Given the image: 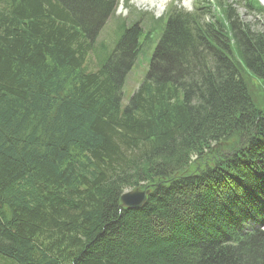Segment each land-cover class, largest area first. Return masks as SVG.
Listing matches in <instances>:
<instances>
[{
	"label": "trees",
	"instance_id": "trees-1",
	"mask_svg": "<svg viewBox=\"0 0 264 264\" xmlns=\"http://www.w3.org/2000/svg\"><path fill=\"white\" fill-rule=\"evenodd\" d=\"M115 7L0 0V260L264 264V30L204 0L99 51Z\"/></svg>",
	"mask_w": 264,
	"mask_h": 264
},
{
	"label": "rangeland",
	"instance_id": "rangeland-1",
	"mask_svg": "<svg viewBox=\"0 0 264 264\" xmlns=\"http://www.w3.org/2000/svg\"><path fill=\"white\" fill-rule=\"evenodd\" d=\"M142 1L143 0H128V4L136 11L141 12V13H147V15L154 16L156 18L161 17L164 14L167 6L170 5V3L172 2V0H166V3H164L163 5H160L162 0H144L143 2ZM230 2L234 4L233 0H230ZM171 4L177 5L179 8L184 9L185 11H191L195 4V0H174L173 3ZM238 10H239V13L237 14H238L239 23L249 24L252 29L257 30V31L264 30V16H260L256 13H251L248 10L243 9L240 6H238ZM130 15L131 14L125 8L124 4H120V6L117 8V11H116V17L111 18L108 22V25H106V27L101 31L100 39L102 41L104 40L111 41L115 36V33L112 31L113 28L119 24V20L125 19L129 21ZM148 18L151 20V17H148ZM142 20H145V18H142ZM109 44H106L107 47L108 48L112 47L111 43ZM150 54H151V51H148L146 56L141 58L140 61H136L135 67L128 74L126 81L124 83V88H123V92H124L123 99H122L123 105L124 103L128 102L135 88L139 85L142 78L144 77L145 72L147 71V67L149 66V55ZM0 264H4V262L0 260Z\"/></svg>",
	"mask_w": 264,
	"mask_h": 264
},
{
	"label": "water",
	"instance_id": "water-1",
	"mask_svg": "<svg viewBox=\"0 0 264 264\" xmlns=\"http://www.w3.org/2000/svg\"><path fill=\"white\" fill-rule=\"evenodd\" d=\"M150 190L134 188L130 192L120 196V200L128 209L141 208L146 202Z\"/></svg>",
	"mask_w": 264,
	"mask_h": 264
},
{
	"label": "bare ground",
	"instance_id": "bare-ground-1",
	"mask_svg": "<svg viewBox=\"0 0 264 264\" xmlns=\"http://www.w3.org/2000/svg\"><path fill=\"white\" fill-rule=\"evenodd\" d=\"M143 1H144V0H143ZM143 1H142V2H143ZM149 2H151V1H149ZM165 2H166V0H162L160 5H163ZM152 6H153V5H152ZM135 188H139V189H141L140 187H135ZM132 189H134V188H132ZM132 189H128V190L124 191V192L121 194V196H122L123 194H126V193L130 192ZM144 189H148V190L151 191V189L148 188V187H147V188H143V189H141V190H144ZM120 207H122V208H127L125 205H123V203L121 202V200H120Z\"/></svg>",
	"mask_w": 264,
	"mask_h": 264
}]
</instances>
